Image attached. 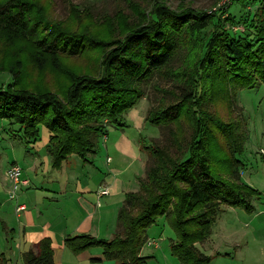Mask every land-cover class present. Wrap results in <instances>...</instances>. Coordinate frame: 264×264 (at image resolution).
<instances>
[{"label": "trees", "instance_id": "16d2710c", "mask_svg": "<svg viewBox=\"0 0 264 264\" xmlns=\"http://www.w3.org/2000/svg\"><path fill=\"white\" fill-rule=\"evenodd\" d=\"M232 1L243 5L249 0ZM250 1L257 7L248 21L235 22L229 15L227 21L247 24L253 40L230 35L215 12L171 10L157 0H150L148 13L140 4L122 0L130 13L105 17L106 37L52 20L39 0H0V73L10 77L0 86V120L18 126L26 146L39 141L44 127L52 169L70 156L87 163L109 128H127L124 116L143 99V87L171 72L182 46L197 50L190 73H179L186 80H177L179 74L172 79L173 93L154 87L162 95L144 120L164 131V141H141L144 176L137 191L124 195L113 236H66L68 251L77 255L99 248L110 264H147L152 257L141 255L147 230L164 217L176 235L169 249L177 262L209 264L211 258L195 244L209 237L221 208L253 211L251 199L260 193L239 176L247 128L235 104L238 92L264 86V0ZM80 7L71 5L70 11L86 14L90 6ZM89 53H100V58L98 68L87 72L63 61ZM26 64L38 73L54 72L60 86L55 91L26 86ZM219 102L232 111L231 120L212 111ZM182 120L190 127L188 134L179 131ZM23 262L53 264L50 240L32 245Z\"/></svg>", "mask_w": 264, "mask_h": 264}, {"label": "rangeland", "instance_id": "374dc122", "mask_svg": "<svg viewBox=\"0 0 264 264\" xmlns=\"http://www.w3.org/2000/svg\"><path fill=\"white\" fill-rule=\"evenodd\" d=\"M46 9V14L52 20L58 21L64 26L73 30L78 28H88L90 31L97 32L98 35L106 37L107 33L103 31L106 18H114L117 13L129 14L122 0H39ZM140 4L146 13L149 12L150 0H129ZM153 1V0H151ZM162 2L171 10H179L189 7L198 12L216 13L230 35L236 37H247L253 40L250 29L247 24L238 23L234 26L229 24L227 16L234 18L235 22L239 20L248 21L254 13L257 3L250 0L241 5L232 0H157ZM90 6L88 13L75 15L70 11V6ZM228 6V9L226 8ZM81 8V7H80ZM82 9V8H81ZM106 17V18H105ZM207 29V31H209ZM110 38V37H108ZM191 45V44H190ZM190 45H183L173 61L171 72L160 74V77H153L144 87V97L135 106V109L144 117L148 110L156 105V100L162 94L154 90H166L173 93L172 79L179 73L184 76L190 72L197 60V50ZM2 54L0 51V60ZM4 58V57H3ZM2 58V59H3ZM100 53H89L75 58H64L65 64L72 66L79 71L87 72L91 68H98ZM171 75V76H170ZM179 74L177 80L181 83L186 79ZM10 82V77L6 73H0V86L5 87ZM61 78L54 72L46 70L38 73L32 64H26L25 67V85L32 88L40 86L51 91L57 90L60 86ZM170 100V99H169ZM222 102V101H221ZM219 102L212 108V111L221 119L228 121L232 119V111L227 110L226 106ZM235 104L241 109V116L245 120L247 128V139L243 146V152L238 159L243 163V168L239 171L241 181L260 193L259 197L252 198L251 204L253 211L247 213L241 209L228 207L221 208L215 219L209 227V237L203 243L195 244L199 252L211 258L209 264H264V159L259 155V150H264V86L250 91H240L235 97ZM237 109V108H236ZM127 114L124 116L126 118ZM130 128L128 132L136 134L132 128V123L127 122ZM18 126L9 125V121L0 120V205L8 207L12 216L14 212V203L20 199L26 198L27 206L32 198L40 197L39 192L33 189L41 182L50 184L61 181V171L51 168V157L47 153L46 146L41 143L43 136L48 132L44 127H40L38 149L33 146H26L22 141V134L18 133ZM114 129V128H112ZM190 127L186 120H182L179 131L188 134ZM116 133L118 130H116ZM149 145L153 140L157 144L164 141V131L155 126L144 122V127L139 132ZM34 145V144H33ZM110 153V157L112 158ZM47 160L45 170V159ZM101 161L104 160L103 154L99 155ZM114 158V157H113ZM16 163L21 168V179H27L30 183L27 189H23L22 195L16 193L14 200H9L11 183L6 173L11 163ZM80 165V159L77 156H71L67 159V167L73 168V163ZM147 162L144 156V167ZM123 163L120 164V167ZM77 165V164H76ZM110 166H114L110 165ZM88 167V166H87ZM65 168V166H64ZM47 171V172H46ZM144 176V174H143ZM42 183V184H43ZM43 193H45L43 191ZM49 197V193H45ZM31 199V200H30ZM24 202V201H20ZM15 220V217H13ZM95 238V237H94ZM103 239V240H109ZM176 235L167 224L164 217H158L155 223L147 230V242L141 250L143 257H154L147 264H179L170 254V241H175ZM152 243L148 245V243Z\"/></svg>", "mask_w": 264, "mask_h": 264}, {"label": "crops", "instance_id": "0c3cea01", "mask_svg": "<svg viewBox=\"0 0 264 264\" xmlns=\"http://www.w3.org/2000/svg\"><path fill=\"white\" fill-rule=\"evenodd\" d=\"M126 114L127 128L116 129L117 133L109 128L107 134L99 139L96 154L87 163L80 160V165L74 162L73 168H68L65 160L56 169L61 171V181L41 182L26 190V194L31 190L40 194L39 198L30 199V206H27L26 198L20 199L24 202L13 204L16 215L12 216L8 207L0 205V264H25L23 254L42 239L50 240L53 264H110L104 260L101 249L91 248L75 255L63 246V239L75 235L111 238L124 195L138 190V179L144 174L140 143L146 144L139 132L144 127L145 117L135 107ZM127 122L132 123L137 135L127 131L130 128ZM48 137L49 133L43 136V146H47ZM31 146L39 148L38 142ZM101 154L103 161L99 158ZM44 160L47 170V160ZM29 185L27 179H21L18 194L22 195L23 189ZM103 188H107L108 193L99 196ZM43 191L49 193V197ZM17 205H23L25 209L17 213Z\"/></svg>", "mask_w": 264, "mask_h": 264}, {"label": "built area", "instance_id": "2783aa9c", "mask_svg": "<svg viewBox=\"0 0 264 264\" xmlns=\"http://www.w3.org/2000/svg\"><path fill=\"white\" fill-rule=\"evenodd\" d=\"M259 155L264 159V150H259ZM20 175H21V168L17 164H12L9 168V170L6 173V176L11 183L12 187L9 192V200H14L16 197V193L20 190L21 186V180H20ZM108 193L107 188H103L99 191V196L100 195H105ZM25 207L23 205H17L15 211L17 213L23 211ZM152 243H148V245H151Z\"/></svg>", "mask_w": 264, "mask_h": 264}]
</instances>
